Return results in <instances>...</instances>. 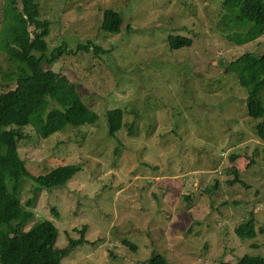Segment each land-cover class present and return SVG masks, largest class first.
<instances>
[{"label":"rangeland","instance_id":"obj_1","mask_svg":"<svg viewBox=\"0 0 264 264\" xmlns=\"http://www.w3.org/2000/svg\"><path fill=\"white\" fill-rule=\"evenodd\" d=\"M34 1L49 23L47 51L67 48L50 68L68 75L97 118L44 138L22 128L17 151L31 175L81 166L64 186L40 190L25 228L52 221L60 248L83 234L62 264H149L152 252L172 264L264 255V142L247 89L226 68L247 50L261 54L264 36L243 45L226 38L221 0ZM104 10L121 16L119 33L100 30ZM169 36L192 43L171 49ZM85 39L106 52H71ZM21 67L0 50V90ZM114 107L123 125L110 137L104 111ZM234 177L245 186L229 183ZM33 186L19 183L22 205ZM251 215L253 228L238 233Z\"/></svg>","mask_w":264,"mask_h":264},{"label":"trees","instance_id":"obj_2","mask_svg":"<svg viewBox=\"0 0 264 264\" xmlns=\"http://www.w3.org/2000/svg\"><path fill=\"white\" fill-rule=\"evenodd\" d=\"M38 17V5L34 0H4L0 50L9 59L23 64L24 68L10 78L12 85H3L5 88L0 90V264H62L68 251L84 242L81 234L76 239H69L64 247H57L58 229L47 219H40L25 228L30 220L28 209L33 207L40 190L64 186L81 166L63 164L44 174L31 175L17 151L22 128L31 126L39 137L44 138L67 125L93 123L97 118L68 75L50 68L67 48L60 45L47 51L44 38L49 23ZM217 25L221 32H226L225 37L237 45L264 36V0H221ZM121 27L122 18L118 13L102 12L99 26L102 32L116 34ZM191 43V37H168L171 49L190 46ZM89 50L106 52L90 39L77 44L71 52ZM226 68L234 73L237 83L247 89V114L258 120L254 130L258 139L264 142V51L256 54L247 50L230 60ZM49 100L56 101L57 106L48 108ZM122 114L118 107L104 111L108 136L113 137L123 125ZM128 132H131L130 128ZM24 178L34 186L22 205L18 189ZM228 182L245 186L237 177ZM253 223L251 215L237 226L236 231L243 233L252 229ZM120 241L129 249H135V245L126 239ZM148 263L172 264L155 252L151 253ZM218 264H264V255L246 253L233 263L219 261Z\"/></svg>","mask_w":264,"mask_h":264}]
</instances>
